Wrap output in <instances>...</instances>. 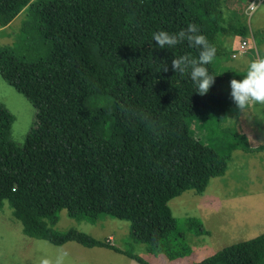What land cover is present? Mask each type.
Returning a JSON list of instances; mask_svg holds the SVG:
<instances>
[{
	"label": "trees",
	"instance_id": "trees-1",
	"mask_svg": "<svg viewBox=\"0 0 264 264\" xmlns=\"http://www.w3.org/2000/svg\"><path fill=\"white\" fill-rule=\"evenodd\" d=\"M222 7L221 0H0L1 27L27 9L16 46H0L1 79L34 109L21 146L0 142V207L8 203L23 235L104 248L138 264L148 263L132 243L169 260L190 253L167 202L202 194L225 174L233 150L264 147L250 148L225 124L223 77L213 64L206 67L215 82L203 96L190 72L172 70V59L198 58L199 49L186 41L161 49L152 36L195 24L217 57V37L243 34ZM141 111L150 125L133 115ZM12 120L0 104V125ZM61 210L73 219L105 214L129 222L130 246L53 230L48 223ZM189 224L206 234L199 221ZM193 264H264V233Z\"/></svg>",
	"mask_w": 264,
	"mask_h": 264
},
{
	"label": "rangeland",
	"instance_id": "rangeland-1",
	"mask_svg": "<svg viewBox=\"0 0 264 264\" xmlns=\"http://www.w3.org/2000/svg\"><path fill=\"white\" fill-rule=\"evenodd\" d=\"M230 2L222 0L223 18L227 20L233 17L234 23L247 32L256 59L264 58V2L250 16L245 13L247 0H240L239 8L237 0H233L236 8L234 15L228 14L225 8ZM26 17L27 9H24L10 24L0 26V46H16ZM231 23L230 27L239 30ZM0 104L13 117L9 126L0 125V142L8 139L21 146L33 122L34 109L1 77ZM231 112L225 124L233 122L234 112ZM216 181L220 185L213 188L218 189V192L214 189H206L202 194L186 191L167 202L172 216L178 221V228L185 231V241L190 247L188 255L169 260L163 254L148 253L146 245L141 243H132L133 253L148 264H193L227 246L263 234L264 150L248 154L233 150L228 171ZM194 220L202 224L206 234L196 235L186 229L190 225L189 221ZM48 226L59 232L74 229L97 240H104L111 235L112 243L119 249L126 250L130 246L127 238L129 222L105 214L91 222L84 218H70L66 210H61ZM45 261L47 264H138L124 255L103 248H84L75 243L53 246L42 240L28 238L23 235L21 224L13 218L11 207L3 202L0 207V264H45Z\"/></svg>",
	"mask_w": 264,
	"mask_h": 264
},
{
	"label": "clouds",
	"instance_id": "clouds-1",
	"mask_svg": "<svg viewBox=\"0 0 264 264\" xmlns=\"http://www.w3.org/2000/svg\"><path fill=\"white\" fill-rule=\"evenodd\" d=\"M255 11V3L253 4ZM153 41L159 48H173L182 42H187L190 47L199 49L198 58L183 55L172 59L171 67L175 73L184 75L190 72V78L197 86V93L201 96L209 92L215 82V77L208 71L207 65L212 64L216 59V48L209 43L206 36L200 34V29L195 24H189L187 29L178 33L170 34L167 31L153 33ZM163 71H168L165 66ZM231 98L239 111H243L251 105H264V58L252 60L242 80L232 79L230 81ZM142 123H151V117L144 112H134ZM45 264L47 262L45 261Z\"/></svg>",
	"mask_w": 264,
	"mask_h": 264
},
{
	"label": "crops",
	"instance_id": "crops-1",
	"mask_svg": "<svg viewBox=\"0 0 264 264\" xmlns=\"http://www.w3.org/2000/svg\"><path fill=\"white\" fill-rule=\"evenodd\" d=\"M237 3L239 8V6L241 5L240 0H237ZM225 8L227 9L228 14L230 13L232 15L235 14L236 8L234 6L233 0H231V2L227 4V6L225 5ZM232 18L231 19L227 18V20L230 21L229 23L232 22L231 24L234 25L235 19ZM235 26L239 27L237 24H235ZM242 31H243L242 35L238 33L237 34L234 33L229 35H221L217 37L216 43L221 51V54L216 57L215 61L212 64L216 72L222 75L223 77L222 91H223L225 103L227 104L228 107L227 114H230L231 111L234 112V116H233L234 120L231 124L234 125V128L236 129L237 133L245 136L249 147L255 149L259 147H264V105L254 104L249 106L243 111H239L236 108V105L234 104L230 95L231 93L230 81L232 79H236L238 81L242 80L243 76L246 75L248 64L252 60L256 59L255 54L253 55V46L249 42V36L247 35V32L244 29H242ZM242 40L248 41V45L242 57H239L236 54V52ZM244 153L248 154L249 152H244ZM228 169H229V164L227 167V171ZM218 178L220 177L211 180L208 187L210 189L207 188V190L214 189L217 192L219 191L218 189L213 188L214 186L220 185L219 183H217L218 181H216L218 180ZM112 237L113 236L110 235L105 239L109 240L112 243L113 242ZM122 238L123 237H121V239ZM69 243H74V242H69Z\"/></svg>",
	"mask_w": 264,
	"mask_h": 264
},
{
	"label": "built area",
	"instance_id": "built-area-1",
	"mask_svg": "<svg viewBox=\"0 0 264 264\" xmlns=\"http://www.w3.org/2000/svg\"><path fill=\"white\" fill-rule=\"evenodd\" d=\"M264 2V0H247V5H246V8H245V13L247 15H251L252 13H254L253 11V4L255 3V10ZM247 45H248V41L246 40H242L240 45H239V48L236 52V54L239 56V57H242V55L244 54L246 48H247Z\"/></svg>",
	"mask_w": 264,
	"mask_h": 264
}]
</instances>
